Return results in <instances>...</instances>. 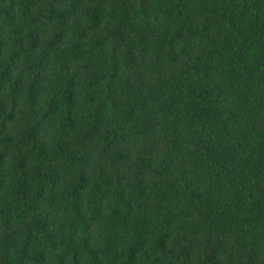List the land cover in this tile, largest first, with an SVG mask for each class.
I'll list each match as a JSON object with an SVG mask.
<instances>
[{
    "label": "trees",
    "instance_id": "obj_1",
    "mask_svg": "<svg viewBox=\"0 0 264 264\" xmlns=\"http://www.w3.org/2000/svg\"><path fill=\"white\" fill-rule=\"evenodd\" d=\"M0 264H264V0H0Z\"/></svg>",
    "mask_w": 264,
    "mask_h": 264
}]
</instances>
